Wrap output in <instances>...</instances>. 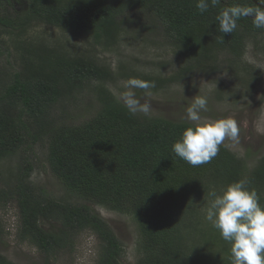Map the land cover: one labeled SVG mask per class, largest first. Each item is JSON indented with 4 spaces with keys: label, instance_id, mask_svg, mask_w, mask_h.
<instances>
[{
    "label": "trees",
    "instance_id": "trees-1",
    "mask_svg": "<svg viewBox=\"0 0 264 264\" xmlns=\"http://www.w3.org/2000/svg\"><path fill=\"white\" fill-rule=\"evenodd\" d=\"M3 3L14 8V0H0V6ZM236 4L255 6L252 0H221L201 14L196 0H30L26 13L0 16V26L17 35V30L43 20L77 34L92 33L98 41L113 40L126 11L143 7L163 23L175 46L197 67L218 62L222 54L234 66L242 60L247 43L258 38L264 43V28H256L252 17L238 20L232 34L218 31L216 16ZM43 53L36 67L26 65L16 73L0 68V164L21 150L47 145L50 169L71 196L134 218L140 234L137 264H231L219 254L222 250L231 259V245L211 224L202 225L204 217L197 211L191 216L189 206L197 194L224 189L244 178L251 181L249 187L264 206V157L249 168L246 159L221 145L209 163L193 167L172 151L183 131L193 125L133 114L105 89L104 70L55 50ZM251 70L245 64L243 72ZM92 81L102 83L101 108L84 123L66 122L68 115L59 116L58 107L77 98ZM25 163L11 173L13 181L5 184L7 188L0 185V209L11 201L17 205L20 238L51 258L72 232L92 230L103 248L98 264H120L124 246L105 219L87 203L65 202L40 192L31 182L34 167ZM178 206L187 212L175 220L173 209ZM185 225L200 235L190 249L179 231ZM1 226L0 222V241ZM197 245L218 250L217 257L202 258ZM0 264L15 263L0 253Z\"/></svg>",
    "mask_w": 264,
    "mask_h": 264
},
{
    "label": "rangeland",
    "instance_id": "rangeland-1",
    "mask_svg": "<svg viewBox=\"0 0 264 264\" xmlns=\"http://www.w3.org/2000/svg\"><path fill=\"white\" fill-rule=\"evenodd\" d=\"M29 2L14 0V8L3 3L0 16L7 12L12 16L14 12L24 14L28 11ZM142 8L136 6L126 11L119 19V29L113 40L102 37L98 41L92 33L77 34L71 29L62 30L48 25L43 20H35L19 29L21 31L17 30V35L9 34L7 28L0 26L3 31L0 44L4 51L0 55V68L5 67L8 72L16 73L26 65L36 67L45 50H55L68 59H84L104 70L108 74L105 89L125 107L122 93L127 91L125 83L129 79L154 82L155 87L148 90L132 89L141 104L150 105L147 115L140 111L135 114L190 125L193 122L186 118L187 107L196 96L206 97L208 110L201 112L203 120L235 119L240 129L239 142L226 138L222 145L238 158L246 159L248 167L253 168L264 157V43L259 38L247 43L242 60L234 66L222 54L218 62L197 67L175 46L163 23ZM32 50L34 53L29 54ZM245 64L252 68L251 73L243 72ZM153 78L161 82L158 84ZM101 86L102 83L97 81L85 83L84 89L76 95V100H69L65 106L58 107L59 116L66 112L69 118L65 121L76 124L94 117L101 108L98 96ZM17 154L0 164V185L7 188L5 184L13 181L11 173L17 172L18 168L28 162L34 167L31 182L36 189L57 200L74 204L87 203L105 219L116 238L122 242L124 253L120 264L138 263L141 258L138 245L140 234L133 217L71 196L50 169L47 145L39 144L34 149L21 150ZM222 190L218 188L217 194ZM209 193L197 194L195 203L189 206L191 216L197 211L199 217H204L202 225H210L205 219L211 199ZM173 210L175 220L187 212L182 206ZM0 222L4 232L0 253L15 264H98L103 250L94 231H74L51 258L47 257L29 240L20 238V215L13 201L0 209ZM179 229L185 247L190 249L197 244L199 232L196 234L192 227L186 225ZM175 232L178 231L175 229ZM198 246L202 258L207 260L217 257L218 250ZM219 254L222 260L231 261L222 250H219Z\"/></svg>",
    "mask_w": 264,
    "mask_h": 264
},
{
    "label": "clouds",
    "instance_id": "clouds-1",
    "mask_svg": "<svg viewBox=\"0 0 264 264\" xmlns=\"http://www.w3.org/2000/svg\"><path fill=\"white\" fill-rule=\"evenodd\" d=\"M221 0H196V8L203 14L209 7L215 8ZM264 0H258L255 6L236 4L224 7L216 16L218 31L232 34L238 27V20L252 17L256 28H264ZM155 87L154 82L135 78L125 83L127 91L122 93L128 109L145 115L150 105L141 104L132 89L148 90ZM207 98L196 96L186 109V118L193 122L187 127L180 140L172 146L176 156L191 166L209 163L215 158L220 146L227 139L239 142V126L235 119L203 120L201 112L207 111ZM248 178L229 184L220 194L210 192L211 197L206 209L205 219L218 230L221 238L231 245V264H264V206L255 189L249 187Z\"/></svg>",
    "mask_w": 264,
    "mask_h": 264
},
{
    "label": "water",
    "instance_id": "water-1",
    "mask_svg": "<svg viewBox=\"0 0 264 264\" xmlns=\"http://www.w3.org/2000/svg\"><path fill=\"white\" fill-rule=\"evenodd\" d=\"M254 2V4H258V1L257 0H252ZM261 7H264V6H261Z\"/></svg>",
    "mask_w": 264,
    "mask_h": 264
}]
</instances>
